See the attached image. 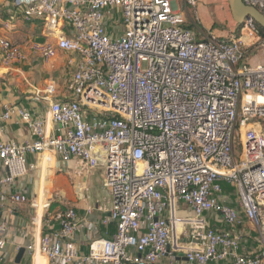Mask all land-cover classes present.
<instances>
[{
  "label": "built area",
  "instance_id": "obj_1",
  "mask_svg": "<svg viewBox=\"0 0 264 264\" xmlns=\"http://www.w3.org/2000/svg\"><path fill=\"white\" fill-rule=\"evenodd\" d=\"M264 15V0H242ZM180 0H9L23 22L41 20L53 40L12 43L0 33L5 67L66 53L67 96L49 81L37 92L34 113L0 97V124L15 118L32 139L0 141V200L40 160H74L99 171L110 198L103 224L110 237L80 251L71 239L74 207L46 211L47 229L27 246L49 264H233L264 262V36L251 18L237 33L198 38L184 27ZM198 21L196 0H182ZM2 84L0 82V96ZM238 151H235V146ZM30 157L35 158L31 160ZM232 185L236 205L221 200ZM231 227L244 216L258 231L260 248L240 254L239 237L212 227L206 213ZM7 225L0 211V251Z\"/></svg>",
  "mask_w": 264,
  "mask_h": 264
},
{
  "label": "crops",
  "instance_id": "obj_2",
  "mask_svg": "<svg viewBox=\"0 0 264 264\" xmlns=\"http://www.w3.org/2000/svg\"><path fill=\"white\" fill-rule=\"evenodd\" d=\"M7 3L8 1L5 3L6 11L9 7V3ZM179 5V9L182 11H189L182 4V0ZM196 11L198 21H195L194 18L193 21L202 31V33L198 32L193 27L198 38L203 37L207 32L212 33L211 28L217 21L225 23V28L228 31H225L226 34L222 36L212 33L214 36L224 38L237 33L240 25L232 19V16H229L230 10L228 2L226 3L225 0H196ZM5 14V18H0V33L4 34L12 43L26 46L33 40L54 39L46 32L41 20L23 22L18 16L12 22L10 29H4L2 23L10 17L9 13L5 12ZM231 21H234L235 24L231 25ZM233 25H236V28ZM67 57L68 55L62 52L48 61L39 56H32L29 60L15 63L8 68L0 61L1 100L7 104H19L36 114L45 108L44 102L39 99L36 93L43 91L49 81H54L56 84L58 97L67 96L66 81L70 73L66 62ZM65 72H67V79L64 81V85H61V77ZM31 139L32 135L27 126L15 118L0 124V141L24 142ZM29 158L35 159L30 156ZM78 168L79 166L74 160L63 162L57 157L50 160L42 159L38 162V168L35 171L15 180L11 192L21 193L25 197V201L14 204L8 193L4 194L0 200V211L7 225L6 243L0 251V264H49L48 260L38 252L30 254L27 250V246L31 242L37 241L40 235L47 231L43 225V215L47 210L56 211L66 206L75 208L78 214V223L71 239L80 251H86L87 245L92 239L110 237L114 234V222L109 221L106 224L102 222V218L108 214L110 198L107 191L101 186L99 171L89 174L85 169ZM54 174L60 176L58 180L61 189H58L59 192L56 194L61 195L55 196V198L50 196L40 204L45 196H37V189L45 187L47 185L45 178L50 175L54 176ZM37 177H40L38 181ZM48 177L46 179H50ZM49 183L47 188L52 185L51 179ZM221 199L228 205H236V195L232 185L222 182ZM53 201L59 203L61 207L51 210ZM262 216L264 219V211ZM206 217L212 227L218 230H229L239 237L238 253L252 255L260 248L257 229L243 215H241V224L236 227L226 225L218 214L208 212ZM22 247L25 248V251L17 262L16 255L19 248ZM233 261V258L226 257L210 260L208 264H233ZM159 264H164V260Z\"/></svg>",
  "mask_w": 264,
  "mask_h": 264
},
{
  "label": "rangeland",
  "instance_id": "obj_3",
  "mask_svg": "<svg viewBox=\"0 0 264 264\" xmlns=\"http://www.w3.org/2000/svg\"><path fill=\"white\" fill-rule=\"evenodd\" d=\"M8 0H0V18H5L6 17V2ZM225 2L227 3V0H225ZM9 3V2H8ZM7 3V4H8ZM181 4V3H180ZM15 18L13 19V21L16 19V17H18L19 15L18 14H14ZM229 16L231 17L230 13H229ZM185 17H186V20L188 22V24H190L192 26V23H193V17L191 15V13L189 11L186 10L185 12ZM231 19V18H230ZM12 21V22H13ZM231 25L232 24H235L234 21H231L230 23ZM235 26L236 28V25H233ZM226 24L225 23H221V22H215V25L211 28L212 29V33L216 34V35H219V36H222V35H225L226 32L228 31L226 28ZM226 31V32H225ZM67 72L63 73L62 74V77H61V82L60 84L61 85H64V81L67 79ZM235 151H238V146L236 145L235 146ZM48 177V176H47ZM46 177V178H47ZM36 178V177H34ZM45 178V182L47 185H45V187H41L39 190L37 189V196H45L44 199L41 200L40 204H42L43 202H45V200L47 198H49L50 196H60L59 194H56L59 192L58 189H61V186L59 185L60 184V181L58 180V178H60V176L58 174H54V176L50 175L48 178H50L52 180V185H50L49 188H47V186L50 184L49 181L50 179H46ZM40 179V177H37V181ZM43 179V177H42ZM67 181V180H66ZM59 182V183H58ZM68 182V181H67ZM57 188V189H56ZM61 206L59 205V203L53 201L51 202V210H56L58 208H60ZM165 263V262H164Z\"/></svg>",
  "mask_w": 264,
  "mask_h": 264
},
{
  "label": "water",
  "instance_id": "obj_4",
  "mask_svg": "<svg viewBox=\"0 0 264 264\" xmlns=\"http://www.w3.org/2000/svg\"><path fill=\"white\" fill-rule=\"evenodd\" d=\"M232 19L242 25L244 19L251 18L254 23L264 30V15L252 6H247L242 0H227ZM25 248H19L16 255V261L19 262Z\"/></svg>",
  "mask_w": 264,
  "mask_h": 264
},
{
  "label": "trees",
  "instance_id": "obj_5",
  "mask_svg": "<svg viewBox=\"0 0 264 264\" xmlns=\"http://www.w3.org/2000/svg\"><path fill=\"white\" fill-rule=\"evenodd\" d=\"M8 2H9V0H8ZM6 12H7V11H6ZM7 15H8V14H7ZM8 16H9V15H8ZM184 27H186V28H192V29H193V27H194L195 29H197L198 32H201V33H202L201 28L198 27V25L196 24L195 21H193L192 26H191L190 24H188V22H187L186 25H185ZM239 27H240V26H239ZM239 27H238V28H239ZM255 27L257 28L258 32H259L262 36H264V30H263L260 26H258L256 23H255ZM194 31H195V30H194Z\"/></svg>",
  "mask_w": 264,
  "mask_h": 264
},
{
  "label": "bare ground",
  "instance_id": "obj_6",
  "mask_svg": "<svg viewBox=\"0 0 264 264\" xmlns=\"http://www.w3.org/2000/svg\"><path fill=\"white\" fill-rule=\"evenodd\" d=\"M49 170V169H48Z\"/></svg>",
  "mask_w": 264,
  "mask_h": 264
}]
</instances>
